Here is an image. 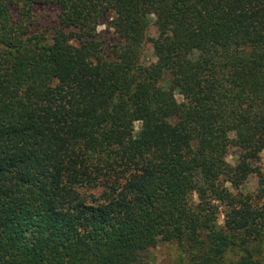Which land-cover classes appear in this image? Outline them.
<instances>
[{"label":"trees","instance_id":"trees-1","mask_svg":"<svg viewBox=\"0 0 264 264\" xmlns=\"http://www.w3.org/2000/svg\"><path fill=\"white\" fill-rule=\"evenodd\" d=\"M263 149L264 0H0V264H264Z\"/></svg>","mask_w":264,"mask_h":264},{"label":"rangeland","instance_id":"rangeland-1","mask_svg":"<svg viewBox=\"0 0 264 264\" xmlns=\"http://www.w3.org/2000/svg\"><path fill=\"white\" fill-rule=\"evenodd\" d=\"M38 13V24L41 26H49L50 21H52L55 10L50 6L46 7H38L36 10ZM102 28V26H100ZM155 36L154 26L151 24L147 30V41L144 43V57L148 60H154L152 55V45L150 41V37ZM177 99H180V96H176ZM140 126L139 122L135 123V131L138 130ZM236 149L231 147L228 150L227 161L231 164H234L236 161ZM258 166L264 169V149L261 152L260 159L258 161ZM240 191L248 192V193H261L259 189L258 180L256 173H251L246 181L238 188ZM80 191L85 195L89 196L93 194L91 198L96 197L98 195V189L89 190L82 188ZM222 221V218H220ZM178 256L177 247L174 244H166V243H158L156 246L145 250L143 253V262L144 264H176Z\"/></svg>","mask_w":264,"mask_h":264}]
</instances>
